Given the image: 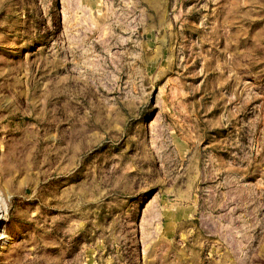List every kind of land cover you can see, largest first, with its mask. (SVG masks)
<instances>
[{
    "label": "rangeland",
    "instance_id": "rangeland-1",
    "mask_svg": "<svg viewBox=\"0 0 264 264\" xmlns=\"http://www.w3.org/2000/svg\"><path fill=\"white\" fill-rule=\"evenodd\" d=\"M0 234V264H264V0H0Z\"/></svg>",
    "mask_w": 264,
    "mask_h": 264
},
{
    "label": "bare ground",
    "instance_id": "bare-ground-1",
    "mask_svg": "<svg viewBox=\"0 0 264 264\" xmlns=\"http://www.w3.org/2000/svg\"><path fill=\"white\" fill-rule=\"evenodd\" d=\"M0 244H1V242H3V241H8L9 240V237H7V235H4V234H0Z\"/></svg>",
    "mask_w": 264,
    "mask_h": 264
},
{
    "label": "clouds",
    "instance_id": "clouds-1",
    "mask_svg": "<svg viewBox=\"0 0 264 264\" xmlns=\"http://www.w3.org/2000/svg\"><path fill=\"white\" fill-rule=\"evenodd\" d=\"M7 206L5 205V208H6Z\"/></svg>",
    "mask_w": 264,
    "mask_h": 264
}]
</instances>
